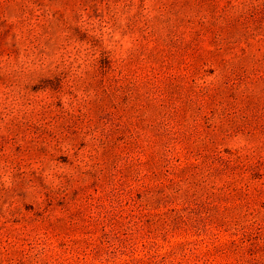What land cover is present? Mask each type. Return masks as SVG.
<instances>
[{
    "label": "rangeland",
    "instance_id": "374dc122",
    "mask_svg": "<svg viewBox=\"0 0 264 264\" xmlns=\"http://www.w3.org/2000/svg\"><path fill=\"white\" fill-rule=\"evenodd\" d=\"M0 264H264V0H0Z\"/></svg>",
    "mask_w": 264,
    "mask_h": 264
}]
</instances>
